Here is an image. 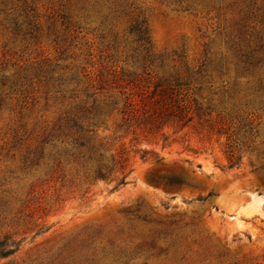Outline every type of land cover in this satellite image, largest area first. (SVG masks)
Listing matches in <instances>:
<instances>
[{
    "label": "rangeland",
    "instance_id": "rangeland-1",
    "mask_svg": "<svg viewBox=\"0 0 264 264\" xmlns=\"http://www.w3.org/2000/svg\"><path fill=\"white\" fill-rule=\"evenodd\" d=\"M262 166L264 0H0V264H264Z\"/></svg>",
    "mask_w": 264,
    "mask_h": 264
},
{
    "label": "trees",
    "instance_id": "trees-1",
    "mask_svg": "<svg viewBox=\"0 0 264 264\" xmlns=\"http://www.w3.org/2000/svg\"><path fill=\"white\" fill-rule=\"evenodd\" d=\"M158 84L154 91L145 96V92H140V99H133L130 95L125 98L121 113L128 119L141 117L151 124H161L165 119L174 117L184 125H187L193 120V116H189L190 110L188 106L183 104V101L178 98L176 89L171 87L169 89L160 88ZM127 87H124V89ZM126 93V91H122ZM235 164V163H234ZM233 164V165H234ZM264 171V166L260 168ZM178 183H184L182 179L174 180ZM20 242L10 240L6 237L0 240V256L7 257L19 250Z\"/></svg>",
    "mask_w": 264,
    "mask_h": 264
},
{
    "label": "water",
    "instance_id": "water-1",
    "mask_svg": "<svg viewBox=\"0 0 264 264\" xmlns=\"http://www.w3.org/2000/svg\"><path fill=\"white\" fill-rule=\"evenodd\" d=\"M184 169L171 164L162 165L152 169L145 174V180L152 186L161 189L166 194L176 196L184 189L185 183H178L174 180L183 179Z\"/></svg>",
    "mask_w": 264,
    "mask_h": 264
}]
</instances>
